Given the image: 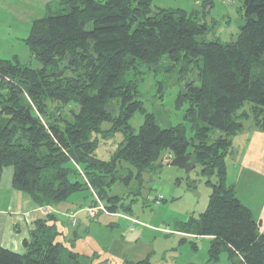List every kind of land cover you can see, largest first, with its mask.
<instances>
[{
  "label": "trees",
  "instance_id": "trees-1",
  "mask_svg": "<svg viewBox=\"0 0 264 264\" xmlns=\"http://www.w3.org/2000/svg\"><path fill=\"white\" fill-rule=\"evenodd\" d=\"M240 1L239 33L228 43L207 40L195 11L152 9V0H58L56 13L47 5L26 39L41 68L0 60V176L11 167V188L49 213L34 221L24 253L0 247V264H85L59 241L54 208L88 191L112 213L114 183L126 187L134 174L141 187L167 152L190 156L211 191L204 212L175 231L209 238L210 263L225 253L233 264H264L260 222L227 184L233 137L246 122L264 133V0ZM164 59L180 69L175 103L188 106L190 137L181 124L161 128L140 101L141 66L156 72ZM117 133L116 150L99 159L101 139Z\"/></svg>",
  "mask_w": 264,
  "mask_h": 264
},
{
  "label": "rangeland",
  "instance_id": "rangeland-1",
  "mask_svg": "<svg viewBox=\"0 0 264 264\" xmlns=\"http://www.w3.org/2000/svg\"><path fill=\"white\" fill-rule=\"evenodd\" d=\"M57 1L0 0V60H16L20 65L33 69L41 68L39 62L31 57L26 39L33 21L48 14L47 5L51 4L52 11L57 12ZM156 8L180 9L188 13L195 11L208 28L206 39H217L222 43H228L237 37L242 19L240 0H152V9ZM141 67L142 80L138 84V91L145 112L153 115L161 128L184 125L187 136L190 137L189 125L184 120L188 106H176L175 103L176 96L183 87V82L178 81V65H172L164 59L159 63L156 72H148L146 68ZM71 110L76 111V108H67L64 113L68 114ZM5 119V116L0 115V124ZM143 120L144 117L139 112L130 119L129 125L135 133ZM245 126L247 128V122ZM105 127L106 123L103 124V128ZM246 134L247 130H244V133L234 136L233 147L237 150L242 147ZM120 141L121 135L118 133L107 140L101 139L96 150L97 157L108 160ZM162 156L161 166L143 175L141 187L134 179V174L126 187L119 181L114 183L107 194L119 198L112 213L106 212L107 209L103 205L105 202L94 193L92 195L88 191H81L69 197L67 204L82 202L77 204L82 205L80 210H75L76 214L78 211L82 214L76 216L74 212H67L68 220L57 215L56 226L61 232L59 241L69 250L78 253L80 262L128 264L147 259L149 264H233L225 253L219 256L217 262H208V238L175 231L176 222L185 223L189 217L198 218L204 212L211 191L205 184L206 179L200 175L198 165L186 172L169 164L174 158L171 154L167 152ZM226 161H229L228 157ZM227 166L232 173L233 167L230 164ZM119 171L121 172V168ZM11 176L12 168H4L0 181L2 189L10 187ZM241 178H244V175ZM192 183L195 184L194 188L190 187ZM237 189L241 192L238 187ZM263 200L264 177H254L247 170V205L256 220L259 219ZM97 205H102L104 209L93 212L92 216L85 214L84 207ZM37 212L38 218L45 216L42 214L43 210L42 213L39 210ZM76 218L77 222H73ZM70 223L76 226L78 223L82 224L87 233L74 239L69 231L76 226L71 227ZM32 225L25 240L29 239L31 231L34 230V223Z\"/></svg>",
  "mask_w": 264,
  "mask_h": 264
},
{
  "label": "crops",
  "instance_id": "crops-1",
  "mask_svg": "<svg viewBox=\"0 0 264 264\" xmlns=\"http://www.w3.org/2000/svg\"><path fill=\"white\" fill-rule=\"evenodd\" d=\"M245 130H247V134L244 135L242 140V147L237 150L233 147L232 143V151L228 156L229 161H226L227 184L234 188L236 196L240 202L247 208L251 209L250 206L247 205V170H249L254 177H264V133L250 125H247ZM242 133H244V131ZM245 141L247 142L246 144ZM228 164L233 167L232 173L229 171ZM2 174L3 172L1 173V176ZM242 175H244V178H241ZM237 187L241 192H238ZM1 190L0 247L21 254L23 252L22 242L29 236L28 230H31L33 227L32 223L38 219L39 213L37 212V207H35L29 197L13 190L11 188V183L10 187L4 189L1 188ZM243 192L245 193L243 194ZM78 203L82 204V202L78 201L76 204L64 203L66 205L63 204V206L54 208V214L65 218L66 216L64 217V215L67 212H72L78 209ZM80 214L82 213L78 211L76 216H79ZM258 215L260 232L264 234V200L261 206V211ZM76 228H78V230L75 231ZM25 230H27L26 233L24 232ZM22 231L25 234H23ZM69 233L72 234L74 239H77L82 235H85L87 230L83 229L82 224L78 223L72 231H69Z\"/></svg>",
  "mask_w": 264,
  "mask_h": 264
},
{
  "label": "water",
  "instance_id": "water-1",
  "mask_svg": "<svg viewBox=\"0 0 264 264\" xmlns=\"http://www.w3.org/2000/svg\"><path fill=\"white\" fill-rule=\"evenodd\" d=\"M190 159V156H178L174 157L169 164L173 167H177L188 172L195 167V164L192 163Z\"/></svg>",
  "mask_w": 264,
  "mask_h": 264
},
{
  "label": "built area",
  "instance_id": "built-area-1",
  "mask_svg": "<svg viewBox=\"0 0 264 264\" xmlns=\"http://www.w3.org/2000/svg\"><path fill=\"white\" fill-rule=\"evenodd\" d=\"M104 208H103V206L102 205H99V207H98V205L96 206V207H93V206H90V207H84L83 208V210H84V212H85V214L87 215V216H92V215H94L93 214V212H98V210H103ZM49 213V210H46V209H44L43 210V214H48ZM105 213V212H104ZM73 222H75V221H73ZM74 224V223H73Z\"/></svg>",
  "mask_w": 264,
  "mask_h": 264
}]
</instances>
